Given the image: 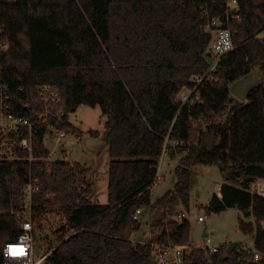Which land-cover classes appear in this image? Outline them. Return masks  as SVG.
I'll return each mask as SVG.
<instances>
[{
    "label": "trees",
    "instance_id": "16d2710c",
    "mask_svg": "<svg viewBox=\"0 0 264 264\" xmlns=\"http://www.w3.org/2000/svg\"><path fill=\"white\" fill-rule=\"evenodd\" d=\"M238 3L240 19L227 20V0H0V26L10 42L0 51V79L10 83L18 103H30L31 111L19 112L35 116L46 109L36 89L44 83L61 91L62 103L54 107L64 111L59 126L68 133L75 130L70 113L81 105L100 106L107 116L104 130L90 134L103 136L111 158L109 199L94 202L88 197L93 186L76 182L84 164L48 160L47 124L41 125L33 133L36 160L0 162V241L18 233L8 210L32 169L42 187L34 199L37 228L49 215L64 218L56 240L37 245L53 249L46 264H153L152 245L132 239L141 227L134 214L154 204L152 187L167 149L170 158L182 157L174 189L157 204L190 209L191 166L230 168L222 195H213L208 211L238 207L254 215L257 224L242 218L239 224L246 233L256 232L255 245L262 248L264 196L252 193L249 184L264 178V83L249 92L247 103L231 87L264 67V0ZM216 18L231 28L235 48L210 71L206 51L213 34L206 26ZM185 87L195 91L182 103L178 95ZM225 113L227 122L216 131L219 143L204 149V124ZM191 229L187 218L171 220L155 240L189 244ZM184 264L264 259L256 260L242 242H226L216 252L193 247Z\"/></svg>",
    "mask_w": 264,
    "mask_h": 264
},
{
    "label": "rangeland",
    "instance_id": "374dc122",
    "mask_svg": "<svg viewBox=\"0 0 264 264\" xmlns=\"http://www.w3.org/2000/svg\"><path fill=\"white\" fill-rule=\"evenodd\" d=\"M261 37H264V34H261ZM256 70H260L264 82V67ZM185 88L188 89V87ZM194 90L191 89L190 93ZM238 99L242 103H247V100ZM227 116L228 114L225 113L214 122L204 124L200 140L204 149H213L219 143L220 138L216 131L219 126L227 122ZM106 120L107 116L102 113L100 106L81 105L77 111L69 115V121L75 126L73 133H68L57 144L49 135L45 137V143L51 151L48 160L78 161L84 164L83 174L78 172L76 174V182L80 186L85 185L86 182L90 183L93 186V192L88 197L92 198L94 202L101 203H105L109 199L108 186L111 159L109 144L102 135L92 136L90 130H99L102 133ZM179 163L178 159H171L168 155L163 160L161 159L158 178L152 187L154 204L142 209L139 219L141 227L133 234L132 239L135 242L152 241L169 221L176 220V218L180 219V214L184 212L185 218L189 220L192 228L190 243H193L196 247L206 244L208 237H210L213 244L242 242L249 247L254 246L256 232L246 233L240 228L239 224L240 218L246 222L257 224L258 220L254 215L240 210L238 207H229L221 212L209 213L208 211L211 198L215 193L222 195L221 186L226 181L223 170L218 165L196 164L191 166L193 187L190 209H187L182 203L173 206L157 204L165 193L174 189L178 179L176 167ZM200 215H204L206 220L199 221ZM62 219L64 220L63 217L61 218L56 214L49 215L48 219L42 222L39 228H37L36 222L37 245L45 241L56 240L58 228L62 225ZM205 232L209 235L205 236Z\"/></svg>",
    "mask_w": 264,
    "mask_h": 264
},
{
    "label": "built area",
    "instance_id": "2783aa9c",
    "mask_svg": "<svg viewBox=\"0 0 264 264\" xmlns=\"http://www.w3.org/2000/svg\"><path fill=\"white\" fill-rule=\"evenodd\" d=\"M228 12L226 19H240L238 0H227ZM236 8V12L232 9ZM208 31L213 34L212 40L207 48L206 56L211 62L210 71L216 68L221 57L235 48L233 32L230 27L225 26L221 19H214L206 26ZM261 37V35H260ZM9 37L0 26V51L9 48ZM201 79V77H197ZM42 100L45 102L46 109L36 112L35 116L21 114L20 109L25 108L31 111L30 103L22 105L16 99V93L10 83L0 79V162L22 161L28 159L34 161L33 155V133L40 129V126L47 124L44 131V138L49 135L55 143H60L61 139L67 136L66 128L60 127L63 123L64 111L55 109V105L62 103L61 91L55 84L44 83L36 87ZM190 89V88H188ZM184 88L178 97L182 103H186L191 98V89ZM24 92L25 88L21 87ZM195 91V90H194ZM57 120L55 122L54 120ZM20 150L29 152L28 156H21ZM158 178V176H157ZM41 179L35 175L32 169L24 176V185L21 189L20 197L16 204L8 210L17 220L18 233L11 239L0 241V264H46L47 257L53 249H41L37 246L36 238V211L35 195L41 192ZM249 190L252 193L264 196V178H257L250 182ZM5 212L0 210V214ZM141 209L134 214V219H140ZM185 216V213L180 216ZM204 215L199 216V221H205ZM264 227V219L260 220ZM152 245L153 264H184L185 257L190 253L193 243L189 244H166L160 241H147ZM220 244H213L210 237L207 243L200 247L207 248L212 252L219 249ZM256 260L264 259V246L256 245L249 247Z\"/></svg>",
    "mask_w": 264,
    "mask_h": 264
},
{
    "label": "water",
    "instance_id": "95a60500",
    "mask_svg": "<svg viewBox=\"0 0 264 264\" xmlns=\"http://www.w3.org/2000/svg\"><path fill=\"white\" fill-rule=\"evenodd\" d=\"M236 8L232 9V12H236ZM263 78L260 75V70H255L250 72L247 76L237 80L233 83L231 87V92L241 100H247L249 92L256 86H259L263 84ZM231 172L230 168H227L223 171V175L226 178L228 174ZM205 236H208V233L206 232L204 234Z\"/></svg>",
    "mask_w": 264,
    "mask_h": 264
},
{
    "label": "crops",
    "instance_id": "0c3cea01",
    "mask_svg": "<svg viewBox=\"0 0 264 264\" xmlns=\"http://www.w3.org/2000/svg\"><path fill=\"white\" fill-rule=\"evenodd\" d=\"M166 155H168V153L166 152V150L164 151V153H163V155H162V157L160 158V160H159V162H161V159L163 160V158L164 157H166ZM169 156V155H168ZM170 157V156H169ZM181 157H182V155H178L177 157H176V159H178L179 160V162H180V159H181ZM172 159V158H171ZM91 200H92V198H90ZM182 213H184V212H182ZM181 213V214H182ZM181 218L179 219V218H176V220H179V221H182V219H184L185 218V216H180ZM163 232V229H161L160 231H159V233H158V235L159 234H161ZM206 233V232H205ZM209 235V234H208ZM156 238H154L153 240H155ZM142 242H145V240H142Z\"/></svg>",
    "mask_w": 264,
    "mask_h": 264
},
{
    "label": "bare ground",
    "instance_id": "6f19581e",
    "mask_svg": "<svg viewBox=\"0 0 264 264\" xmlns=\"http://www.w3.org/2000/svg\"><path fill=\"white\" fill-rule=\"evenodd\" d=\"M218 186H219V185H218ZM218 186H217V187H218ZM218 189H219V188H218Z\"/></svg>",
    "mask_w": 264,
    "mask_h": 264
}]
</instances>
